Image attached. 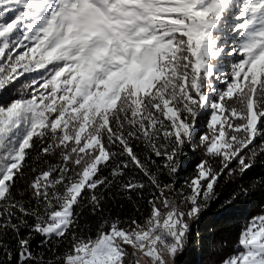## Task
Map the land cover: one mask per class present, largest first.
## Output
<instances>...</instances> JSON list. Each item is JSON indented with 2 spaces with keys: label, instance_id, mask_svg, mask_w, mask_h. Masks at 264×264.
<instances>
[{
  "label": "snow or ice",
  "instance_id": "snow-or-ice-1",
  "mask_svg": "<svg viewBox=\"0 0 264 264\" xmlns=\"http://www.w3.org/2000/svg\"><path fill=\"white\" fill-rule=\"evenodd\" d=\"M9 89L0 253L10 264H176L219 180L264 156V0H0V93ZM188 147L202 152L195 173L165 182ZM113 188L129 200L148 189L147 213H106ZM259 188L264 178L233 199ZM86 213L94 232L80 225ZM220 264H264V214Z\"/></svg>",
  "mask_w": 264,
  "mask_h": 264
},
{
  "label": "trees",
  "instance_id": "trees-1",
  "mask_svg": "<svg viewBox=\"0 0 264 264\" xmlns=\"http://www.w3.org/2000/svg\"><path fill=\"white\" fill-rule=\"evenodd\" d=\"M231 61L225 60L224 66H229ZM28 79L35 77L39 79L37 73L25 74ZM21 82L24 80L21 78ZM17 88L19 85L16 86ZM14 95L12 89L0 93V103H7ZM204 117L201 115L198 120L193 142H196L199 135L207 131L204 125ZM115 150V149H114ZM135 150L143 155L142 146H137ZM202 158V152H193L190 147L185 148L184 155L180 158V168L175 177L164 175L162 179L165 182L175 180L177 187H182L184 182L196 171V165ZM159 163V161H158ZM232 168L236 167L233 162ZM104 175L109 174V169H105ZM129 175H135L137 178L147 183V178L136 169H130ZM255 178H264V156L258 158L254 166L246 172L243 178L239 176H223L215 187V196L207 202L197 220L191 221L192 241L185 248L184 252L176 258V264H220L221 260L231 254L237 243L238 237L245 224L254 216L264 214V188H259L253 193L237 195L240 188L247 187L249 182ZM129 200L126 195L120 193L116 188L106 193L104 208L106 213L113 216H120L122 219L129 217H140L147 213L145 198H149V190L146 189L143 197L136 193L131 194ZM139 209V211H137ZM97 220L95 217L85 214L81 219L80 225L87 230L88 227L95 230ZM27 233V229L23 230ZM197 233L200 239H196ZM41 237L37 236L33 240V248H37ZM42 247V246H41ZM61 251L64 246H61ZM0 260L4 264H10L7 257L0 253ZM11 264H15V256Z\"/></svg>",
  "mask_w": 264,
  "mask_h": 264
},
{
  "label": "rangeland",
  "instance_id": "rangeland-1",
  "mask_svg": "<svg viewBox=\"0 0 264 264\" xmlns=\"http://www.w3.org/2000/svg\"><path fill=\"white\" fill-rule=\"evenodd\" d=\"M229 59L231 62L233 61V57H225L220 61V68H221V72L224 74H227L228 72H230V65L229 66H224L225 60ZM28 74V73H26ZM208 115L206 114V117H204V125H206V121L208 119ZM129 251H131V249H129Z\"/></svg>",
  "mask_w": 264,
  "mask_h": 264
}]
</instances>
